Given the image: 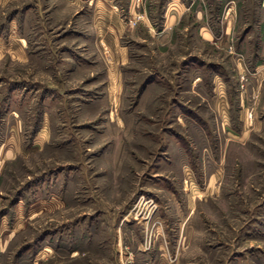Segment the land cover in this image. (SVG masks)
Wrapping results in <instances>:
<instances>
[{
  "label": "rangeland",
  "instance_id": "374dc122",
  "mask_svg": "<svg viewBox=\"0 0 264 264\" xmlns=\"http://www.w3.org/2000/svg\"><path fill=\"white\" fill-rule=\"evenodd\" d=\"M0 264H264V0H0Z\"/></svg>",
  "mask_w": 264,
  "mask_h": 264
},
{
  "label": "crops",
  "instance_id": "0c3cea01",
  "mask_svg": "<svg viewBox=\"0 0 264 264\" xmlns=\"http://www.w3.org/2000/svg\"><path fill=\"white\" fill-rule=\"evenodd\" d=\"M179 22V20L178 21H176V22H174L172 25V28L174 27V25H176L177 23ZM174 33L172 32V38H174ZM202 36L205 38V39H207V40H212V41H214V40H216V36H215V34L213 33V31L212 30H210L209 28H207V29H204L203 30V32H202Z\"/></svg>",
  "mask_w": 264,
  "mask_h": 264
},
{
  "label": "built area",
  "instance_id": "2783aa9c",
  "mask_svg": "<svg viewBox=\"0 0 264 264\" xmlns=\"http://www.w3.org/2000/svg\"><path fill=\"white\" fill-rule=\"evenodd\" d=\"M250 115H252V113H250Z\"/></svg>",
  "mask_w": 264,
  "mask_h": 264
},
{
  "label": "bare ground",
  "instance_id": "6f19581e",
  "mask_svg": "<svg viewBox=\"0 0 264 264\" xmlns=\"http://www.w3.org/2000/svg\"><path fill=\"white\" fill-rule=\"evenodd\" d=\"M157 206V205H156Z\"/></svg>",
  "mask_w": 264,
  "mask_h": 264
}]
</instances>
